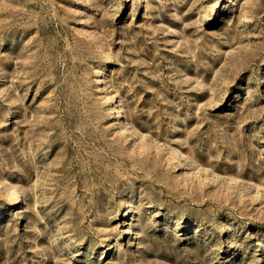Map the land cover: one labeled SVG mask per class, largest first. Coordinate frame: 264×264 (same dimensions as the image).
Listing matches in <instances>:
<instances>
[{"label":"rangeland","instance_id":"374dc122","mask_svg":"<svg viewBox=\"0 0 264 264\" xmlns=\"http://www.w3.org/2000/svg\"><path fill=\"white\" fill-rule=\"evenodd\" d=\"M0 264H264V0H0Z\"/></svg>","mask_w":264,"mask_h":264}]
</instances>
